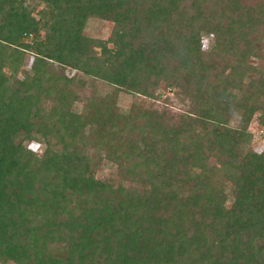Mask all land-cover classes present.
<instances>
[{"label": "trees", "instance_id": "obj_1", "mask_svg": "<svg viewBox=\"0 0 264 264\" xmlns=\"http://www.w3.org/2000/svg\"><path fill=\"white\" fill-rule=\"evenodd\" d=\"M92 80L109 91L76 110ZM161 86L188 100L176 120ZM254 118L264 0H0V263L264 264Z\"/></svg>", "mask_w": 264, "mask_h": 264}, {"label": "rangeland", "instance_id": "obj_2", "mask_svg": "<svg viewBox=\"0 0 264 264\" xmlns=\"http://www.w3.org/2000/svg\"><path fill=\"white\" fill-rule=\"evenodd\" d=\"M111 28V22L97 18H91L89 19L84 32L86 35L92 37L107 39L111 33ZM30 58L31 57H28V60H26V66L30 63ZM55 66L59 69L57 64H55ZM66 73L68 76L72 77L75 75L76 71L73 75L70 73V71H66ZM75 90L78 94V100L75 103V109L82 110L87 99L91 98L92 96L97 97L103 95L105 92L109 91V88L98 80H92L91 83L86 84L83 88L75 87ZM157 93L158 98L152 100L150 99L148 100V103L152 104L158 110H165L166 115L168 117H173L174 120H176V115L179 112H182L188 107L187 98L177 90L175 91V89H166L161 86L158 88ZM140 99H142L140 96H133L120 92L117 97V105L119 106V109L124 112L128 110L130 104L133 101H139ZM248 130L252 134V148L257 152L261 151L264 148V127L259 124L256 118H254L249 124ZM44 143L45 142L40 139L37 141L27 142V146L37 154H41ZM89 153L94 156L92 150H90ZM98 155L104 157L105 153L104 151H98ZM95 172L96 173L94 175L100 178H110L112 181L116 180L117 178L116 166H112L106 161H103ZM7 264H11V262H8Z\"/></svg>", "mask_w": 264, "mask_h": 264}, {"label": "built area", "instance_id": "obj_3", "mask_svg": "<svg viewBox=\"0 0 264 264\" xmlns=\"http://www.w3.org/2000/svg\"><path fill=\"white\" fill-rule=\"evenodd\" d=\"M74 72H75V70H72L70 73L73 75V74H74Z\"/></svg>", "mask_w": 264, "mask_h": 264}]
</instances>
